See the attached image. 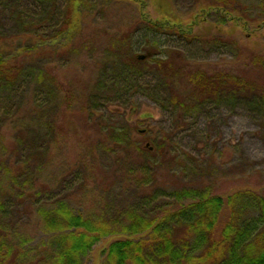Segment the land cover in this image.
<instances>
[{
	"label": "rangeland",
	"instance_id": "obj_1",
	"mask_svg": "<svg viewBox=\"0 0 264 264\" xmlns=\"http://www.w3.org/2000/svg\"><path fill=\"white\" fill-rule=\"evenodd\" d=\"M38 1L41 3L34 11L33 0H0V44L29 51L19 63L23 75L31 78L19 89L10 88L17 93L0 112V145L8 151L15 149L14 143L23 145L11 155L15 173L7 167L14 177L19 164L27 160L23 177L17 180L20 185L27 179L28 185H13L3 177L4 170L0 171V201L7 205L5 216L0 215L2 226L23 234L33 232L35 202L21 195L32 193V188H46L44 194L56 189L57 199L91 210L93 205L95 209L103 206L111 216L119 215L126 206L142 205L141 198L150 195L153 188L160 192L208 189L221 196L251 189L264 197V113L252 112L245 104L198 109L192 115L181 109L179 113L171 112L172 108L166 111L161 107L165 104L157 101L156 90L168 99L178 85L172 80L165 83L160 72L142 80L126 73L128 93L115 94L108 84L110 74L106 69L117 64L121 72L127 62V50L119 40L138 36L135 31L140 28L142 12L152 20L187 25L200 15L201 6L214 5L215 0H139L141 5L134 0H84L74 46L68 51L56 47L57 53L48 51L51 44L47 40L61 29L64 0ZM261 1L228 0L227 11L232 16L240 15L248 29L211 12L203 22L196 20L199 23L187 38L166 33L161 39V52L185 59L208 73L245 76L263 87L264 77L259 74L264 73V29L255 28L256 21L263 18ZM35 39L46 42L37 44ZM134 54L141 56L144 51ZM51 75L58 82L74 84L78 97L74 94L70 108L65 106L64 94L47 82H53ZM14 110H19L18 118L12 122L9 120ZM90 111L95 117L86 119L84 114ZM110 129L126 131L131 144L149 148L164 145L168 149L164 160L158 158L149 172L147 180L151 182L146 187L133 181L139 177L134 172L140 162L136 154L128 153L131 156L124 164L109 155L91 154L99 144H112ZM159 202L173 203L166 198ZM156 206L154 202L141 214L151 218ZM111 241L106 239L97 245L85 264H101V252Z\"/></svg>",
	"mask_w": 264,
	"mask_h": 264
},
{
	"label": "trees",
	"instance_id": "obj_2",
	"mask_svg": "<svg viewBox=\"0 0 264 264\" xmlns=\"http://www.w3.org/2000/svg\"><path fill=\"white\" fill-rule=\"evenodd\" d=\"M50 1L54 0L42 2ZM215 1L214 5L201 6L200 15H196L194 21L187 25L152 20L142 12L138 20L140 28L135 31L138 32V39L135 35H128L119 40L123 50H127L124 69L118 72L120 69L117 64H111L106 69L110 74L107 77L108 84L115 94L128 93V76L148 79L150 74L160 72L165 83L172 80L178 85L168 99L161 96L160 90H156L159 91L157 101L160 105L165 104L161 107L166 111L172 108L171 112L179 113L178 110L181 109L187 115H192L198 109L205 111L210 107L219 108L223 104L230 107L245 104L252 112L264 113V86L257 85L245 76H233L228 72L208 73L191 66L185 59L161 52V39L166 33L187 38L192 34V28L199 23L196 20L203 22L204 17L211 12L218 13L223 21L227 19L236 26L240 25L242 29H248V24L240 15L232 16L227 11L228 0ZM33 2L36 5L35 11L41 2ZM63 2L64 12L59 24L61 29L55 37L47 40L51 44V49L48 50L51 53L58 52L56 47L61 51L71 49L78 33L76 30L81 26V6L84 0ZM134 2L140 4L139 0ZM260 10L263 18L256 21V30L264 29V0L261 1ZM35 41L37 44L46 42L40 39ZM139 51H144V54H134ZM28 52L26 49L12 50L0 44V84L4 85L0 87L1 113L5 111V106L14 93H17L10 88L16 86L19 89L31 79L27 74L23 75V68L19 63V59ZM255 64L261 65L259 61H255ZM132 70L138 72L134 73ZM259 75L264 77L262 72ZM51 79L53 82H47L54 83L56 91L59 93L60 90L64 94L66 108L73 106L71 103H74L76 95L78 97L74 84L70 81L58 82V78L52 75ZM47 87L48 85L45 88L49 89ZM95 107L93 105L94 109ZM18 111L12 112L9 121L15 122ZM94 111L88 114L85 112L86 119L94 118ZM110 131L108 136L112 144H99L93 148L91 154L109 155L123 164L127 161L125 158L131 156L129 154H136L140 162L137 164L138 171L134 170L136 166L133 170L139 177L133 178V181L140 187L149 185V172L156 166L158 158L164 160L168 149L164 145L149 148L147 145L131 144L126 131ZM14 145L15 149L23 147L16 143ZM15 149L8 151L4 145H0V171L4 170L3 177L9 179L13 185L28 187L27 179L22 180L20 185L17 180L22 179V169L27 165V160L19 164L21 166L18 167L16 175L12 176L15 173V164L11 161V155ZM89 154L90 152L86 156ZM174 161L172 159L173 163ZM169 164L171 167V163ZM7 166H11L12 174ZM30 174L35 176L34 172ZM155 189L153 188L150 195L141 198L142 205L126 206L119 215L114 216L109 215L103 206L95 209L93 205L91 210L76 206L64 198L57 199L56 189L48 194H44V190L29 189L32 193L21 195L23 198L27 195L30 201L35 202V227L31 234H23L0 224V264H85L93 249L106 239L112 241L101 252V264H264V197L261 194L251 189H241L225 196L214 194L208 189L171 192ZM24 191L25 188L22 189ZM165 198L173 203L159 202ZM37 200L39 201L36 203ZM154 202H157V206L152 208L155 212L151 218L141 214L144 208ZM6 209V203L2 204L0 201L1 216Z\"/></svg>",
	"mask_w": 264,
	"mask_h": 264
}]
</instances>
